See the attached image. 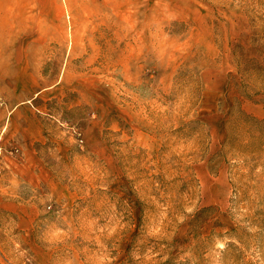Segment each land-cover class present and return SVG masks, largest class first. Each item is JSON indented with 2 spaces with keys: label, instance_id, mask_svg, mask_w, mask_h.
Instances as JSON below:
<instances>
[{
  "label": "rangeland",
  "instance_id": "rangeland-1",
  "mask_svg": "<svg viewBox=\"0 0 264 264\" xmlns=\"http://www.w3.org/2000/svg\"><path fill=\"white\" fill-rule=\"evenodd\" d=\"M0 264H264V0H0Z\"/></svg>",
  "mask_w": 264,
  "mask_h": 264
},
{
  "label": "crops",
  "instance_id": "crops-1",
  "mask_svg": "<svg viewBox=\"0 0 264 264\" xmlns=\"http://www.w3.org/2000/svg\"><path fill=\"white\" fill-rule=\"evenodd\" d=\"M2 129H5L8 134H12L13 130H20V136L23 138L24 140V145L26 147L30 146L32 144V141L34 140L32 137L29 136L28 134V128H20L17 129V127H1Z\"/></svg>",
  "mask_w": 264,
  "mask_h": 264
}]
</instances>
